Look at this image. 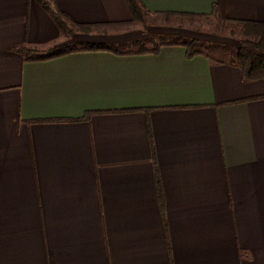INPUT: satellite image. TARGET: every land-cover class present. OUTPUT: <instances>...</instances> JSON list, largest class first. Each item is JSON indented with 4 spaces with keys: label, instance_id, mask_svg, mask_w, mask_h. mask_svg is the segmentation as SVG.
Instances as JSON below:
<instances>
[{
    "label": "crops",
    "instance_id": "obj_1",
    "mask_svg": "<svg viewBox=\"0 0 264 264\" xmlns=\"http://www.w3.org/2000/svg\"><path fill=\"white\" fill-rule=\"evenodd\" d=\"M141 1L264 24V0ZM51 5L97 30L0 0V264H264V77L179 43L27 60L131 18L125 0Z\"/></svg>",
    "mask_w": 264,
    "mask_h": 264
},
{
    "label": "rangeland",
    "instance_id": "obj_2",
    "mask_svg": "<svg viewBox=\"0 0 264 264\" xmlns=\"http://www.w3.org/2000/svg\"><path fill=\"white\" fill-rule=\"evenodd\" d=\"M117 26L108 29L98 28L94 33L107 40L104 45L120 52L137 50L140 46L150 51L154 45L193 41L197 50H203L212 58L231 60L235 57L241 41L258 40L253 35H246L241 26L225 22L216 16L181 17L175 14L152 17L147 13L144 23L132 22ZM75 30L73 27V32ZM95 30L97 29L79 32L88 34ZM72 40L68 46L70 49H81L86 45L78 41V37H73Z\"/></svg>",
    "mask_w": 264,
    "mask_h": 264
},
{
    "label": "trees",
    "instance_id": "obj_3",
    "mask_svg": "<svg viewBox=\"0 0 264 264\" xmlns=\"http://www.w3.org/2000/svg\"><path fill=\"white\" fill-rule=\"evenodd\" d=\"M38 5L47 12L53 19L54 23L58 29L66 36L72 34V28H77L78 31L87 32L91 24H76L74 23L66 14L58 10L51 5V0H35ZM128 11L130 13V20L124 24H129L132 22H142L144 23L145 15L149 13L145 8L141 0H125ZM215 8H213V14L215 15ZM165 16L175 15L170 13H165ZM181 17H195L192 14H178ZM225 21V20H223ZM226 22V21H225ZM117 25V23L113 24ZM244 29L246 35H253L258 38L257 41L243 40L240 42V46L236 52L235 63L240 68L243 78L246 80H255L264 77V24L260 23H240ZM179 45L184 46L187 49V56L192 57L197 52L194 51V42H181ZM161 45H154L153 48L148 51L143 46H140L137 50L126 51V53L132 54H145L151 52L153 54L158 53ZM112 51L119 54L120 51L112 49L111 47L101 44V43H87L84 48L81 49H70L69 47H62L58 50L51 51L48 54L42 55L39 58H34L37 55L36 51L29 50L27 48L18 49V53L23 56L29 57L27 60H46L55 57L65 55L70 52L75 51ZM159 200L162 204V196L159 191Z\"/></svg>",
    "mask_w": 264,
    "mask_h": 264
}]
</instances>
